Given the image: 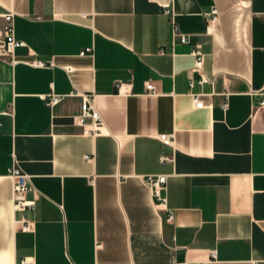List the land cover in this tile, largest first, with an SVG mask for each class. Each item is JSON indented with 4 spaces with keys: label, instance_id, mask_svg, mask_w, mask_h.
I'll return each instance as SVG.
<instances>
[{
    "label": "crops",
    "instance_id": "crops-1",
    "mask_svg": "<svg viewBox=\"0 0 264 264\" xmlns=\"http://www.w3.org/2000/svg\"><path fill=\"white\" fill-rule=\"evenodd\" d=\"M166 9L188 43L172 42ZM5 13L26 46L0 57V264H264V107L251 96L264 0H0V27ZM194 45L210 81L189 87ZM86 97L93 134L77 122ZM12 165L35 200L25 230ZM159 174L163 205L145 181Z\"/></svg>",
    "mask_w": 264,
    "mask_h": 264
},
{
    "label": "built area",
    "instance_id": "built-area-1",
    "mask_svg": "<svg viewBox=\"0 0 264 264\" xmlns=\"http://www.w3.org/2000/svg\"><path fill=\"white\" fill-rule=\"evenodd\" d=\"M241 2H248L250 0H240ZM166 13L171 14V11L166 9ZM207 23L208 29L212 30L217 20L218 11L216 8H212L210 12L207 14ZM2 25L0 27V57L7 59L9 62H14L13 51L16 47L26 46V44L17 39L14 33V23H13V14L5 13L2 16ZM171 22V40L172 42L179 41L180 43H188V37L180 32L177 23L175 22L173 14L170 17ZM92 52V47H86L80 52V55H85ZM190 55L193 57V66L190 71L192 73H197L198 77L194 80L193 77H189L188 85L189 87H193L194 83L197 82L199 84L208 83L209 78L203 73V53L201 52L198 45L192 46L190 50ZM33 64L40 65V62H32ZM119 87V84H116ZM145 90L150 94H156L155 85L151 81H147L144 83ZM224 96V100L220 103L221 108L226 110L228 108V96L229 92L226 87L224 91L220 93ZM257 95L262 96L260 100L257 101L258 106L264 107V86L260 90L252 91L251 96L255 97ZM191 100L195 106V108L204 107V102L200 99L199 92H191L190 93ZM47 100V104L49 106H53L57 104L61 96L56 94H50L45 97ZM80 114L77 116V122L82 126L83 132L91 133L97 132L100 125V117L98 112L95 110L93 105L90 103V99L87 97L83 100L80 108ZM89 120V121H87ZM160 142L164 145H169L171 143V138L167 134H160L158 136ZM89 159V156H85ZM161 162L172 160L171 157L166 155L160 156ZM8 175L12 179V196H13V210L15 212L22 213L21 217L16 220V222L20 225V228L25 230L28 227V221L24 215L26 211H31L34 208L35 200L28 198L27 193L31 190L32 186L29 180V176L24 173L19 167L12 165L8 168ZM146 183L150 186L152 196L158 201V204L163 205L165 198L163 196V190L165 188L166 176L159 175H148L145 179ZM172 219V215H168V220ZM211 257H215V252L211 251ZM17 264H32V261L28 257L21 258Z\"/></svg>",
    "mask_w": 264,
    "mask_h": 264
}]
</instances>
